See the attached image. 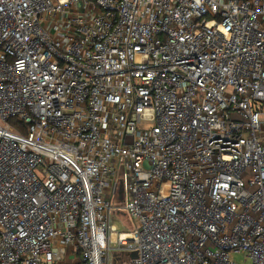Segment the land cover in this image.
Here are the masks:
<instances>
[{
	"label": "built area",
	"instance_id": "obj_1",
	"mask_svg": "<svg viewBox=\"0 0 264 264\" xmlns=\"http://www.w3.org/2000/svg\"><path fill=\"white\" fill-rule=\"evenodd\" d=\"M239 252L264 264V0H0V264Z\"/></svg>",
	"mask_w": 264,
	"mask_h": 264
},
{
	"label": "rangeland",
	"instance_id": "obj_2",
	"mask_svg": "<svg viewBox=\"0 0 264 264\" xmlns=\"http://www.w3.org/2000/svg\"><path fill=\"white\" fill-rule=\"evenodd\" d=\"M112 223L115 225L117 231H127L128 225L123 222L121 218H113ZM131 223L132 220H131ZM230 261L236 263V264H250L251 260L250 257H246L245 252H239V253H230L229 254Z\"/></svg>",
	"mask_w": 264,
	"mask_h": 264
},
{
	"label": "trees",
	"instance_id": "obj_3",
	"mask_svg": "<svg viewBox=\"0 0 264 264\" xmlns=\"http://www.w3.org/2000/svg\"><path fill=\"white\" fill-rule=\"evenodd\" d=\"M121 217H123V219H125V220H126V217H125V215H124V214H121Z\"/></svg>",
	"mask_w": 264,
	"mask_h": 264
},
{
	"label": "water",
	"instance_id": "obj_4",
	"mask_svg": "<svg viewBox=\"0 0 264 264\" xmlns=\"http://www.w3.org/2000/svg\"><path fill=\"white\" fill-rule=\"evenodd\" d=\"M132 255H134V254H132Z\"/></svg>",
	"mask_w": 264,
	"mask_h": 264
}]
</instances>
